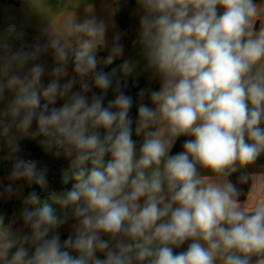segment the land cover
Returning <instances> with one entry per match:
<instances>
[{
  "label": "clouds",
  "instance_id": "1",
  "mask_svg": "<svg viewBox=\"0 0 264 264\" xmlns=\"http://www.w3.org/2000/svg\"><path fill=\"white\" fill-rule=\"evenodd\" d=\"M134 16L139 51L121 69L138 76L142 64L159 83L135 101L100 67L125 52L114 21L72 18L19 49L0 39L10 179L48 196L22 197L18 229L0 212V264H264V194L253 199L252 185L241 201L230 179L264 155V0H136ZM49 54L51 68L39 62ZM22 138L67 160L61 183L72 186L51 190L48 168L19 155Z\"/></svg>",
  "mask_w": 264,
  "mask_h": 264
},
{
  "label": "crops",
  "instance_id": "2",
  "mask_svg": "<svg viewBox=\"0 0 264 264\" xmlns=\"http://www.w3.org/2000/svg\"><path fill=\"white\" fill-rule=\"evenodd\" d=\"M9 1V0H6ZM12 3H15L16 0H10ZM261 1H257V3H260ZM114 3V1H113ZM3 4V3H2ZM2 4H1V22H0V39L8 40L14 43L15 48L19 49L21 44H27L31 45L34 43L35 38L40 34H33V32H26L22 25H20L17 21H9L5 19L2 15ZM114 13V12H113ZM132 14V13H131ZM131 14L128 18V28L127 30H123L118 25L114 14L113 19L109 21H114L115 23V29L119 31H127L128 35L121 41L125 46V52L123 57L117 58V59H131L133 54H136L139 49L137 47H134L132 44V40L135 38L134 35V28L138 23V19L134 17V19H131ZM134 23V26H131V23ZM256 29H259V23L256 25ZM109 33L112 35V31L110 30ZM112 43V40H111ZM107 49V55L109 54V50ZM104 58V57H102ZM41 63H44L47 68H51L52 66V60L51 56L46 55L41 58L39 61ZM139 73L142 74L144 72L141 71L142 66L139 68ZM143 75V74H142ZM145 78V77H144ZM45 83L47 82V77L44 78ZM158 86V88H157ZM144 88H150L152 90L159 89V83L157 85V81H146L145 79V86ZM39 139L37 138L35 140L31 138H22L20 140V146H21V152L19 155L25 159L32 158L33 160L37 161L38 167H47L48 168V179H49V188L52 190L51 181H50V173H62V170L68 167V161L65 160L63 157L61 158H55L51 153H46L42 146L39 143ZM179 139V138H178ZM177 139V140H178ZM174 149V147H173ZM171 150V153L173 151ZM170 153V154H171ZM8 155V148L6 146L5 140L0 137V167L3 172V175H0V181L4 182L6 181L7 184H3V188H0V192L4 191L5 187H8L10 183L15 182L16 186L24 185V187L21 190V196L18 198L16 196H13L11 199H5L0 200V212L4 213L6 216L5 223H9L10 221H15L13 224V229H18L21 226V221L19 219V212L22 209V197L27 196L29 192L32 190L37 191L40 194L41 201H44L48 198L47 192L41 191L37 186L33 185L32 187H28L24 181H13L10 179V172L12 167V161L7 160L6 157ZM255 163H264V155H261ZM242 174H247L248 179L245 183L240 184L238 182V178ZM230 179L237 183V186L242 189V195L240 197L241 201H244L246 199L247 193L250 192L252 185V198L254 199L256 196H259L261 194H264V166L254 168L252 165H248L245 168L241 169L237 173H234ZM51 203V201H49ZM53 207H57L56 205H53ZM59 211V209L57 208ZM69 224H71V221H69ZM26 231V230H25ZM61 237L63 235L69 234V227L66 225L61 230ZM13 252L15 249L12 250ZM176 251V250H175ZM98 256L100 258H103L102 254L98 253Z\"/></svg>",
  "mask_w": 264,
  "mask_h": 264
},
{
  "label": "rangeland",
  "instance_id": "3",
  "mask_svg": "<svg viewBox=\"0 0 264 264\" xmlns=\"http://www.w3.org/2000/svg\"><path fill=\"white\" fill-rule=\"evenodd\" d=\"M114 0H16L15 3L5 1L2 4V15L9 21H17L23 26L24 30L40 34L42 29L47 27L50 30H62L66 23L75 18L82 21L88 15L94 14L98 19H113ZM134 12L131 19H134ZM134 26V23H131ZM112 35L108 33V49L111 48ZM138 53V52H137ZM137 53L131 59L137 58ZM143 67V65L141 64ZM139 72V69H137ZM146 81H149L148 74L142 73ZM252 167L264 166V163H253ZM6 181H0V188H3ZM10 185L16 188V183ZM7 187L4 188V190ZM189 242H186L188 245ZM187 248V247H186Z\"/></svg>",
  "mask_w": 264,
  "mask_h": 264
},
{
  "label": "trees",
  "instance_id": "4",
  "mask_svg": "<svg viewBox=\"0 0 264 264\" xmlns=\"http://www.w3.org/2000/svg\"><path fill=\"white\" fill-rule=\"evenodd\" d=\"M5 1L6 0H0V22H1V4L4 3ZM257 1H261V0H257ZM9 2H11V1L9 0ZM135 8H136V0H114V3H113L114 17H115V19H116V21H117V23L121 29L127 30L128 18L130 16V14L134 12ZM97 56H98V58L106 57L107 56V49L100 48L97 52ZM123 60L124 59H116L112 65L104 66L103 64H101L100 67L104 68V70L106 72H110L112 70V68H115L116 69V77L120 78L122 81L123 80L127 81L128 87L125 90L126 94L132 95L134 98V101H135L137 99V95H138L140 89L144 88V86H145V78L142 74L137 76L135 73H133L130 76H125L122 69H121V64L123 63ZM157 85H158V82H157ZM157 88H158V86H157ZM109 98H112L111 92L109 93ZM145 102L150 103L148 101L147 96L145 97ZM130 115L133 118H135V116H136V105H135V103H134V106L130 112ZM261 127H264V125H261ZM133 138L136 139L138 144H139L141 138H138L135 136H133ZM186 139H190V137H183V136L180 137L177 140L171 154L174 155L178 152H181L183 150L182 145ZM107 159H108V157H106V160ZM0 175H3L1 167H0ZM50 181H51L52 190H57V191L62 190V189H68L74 183V181L69 180V183L67 185H63L61 183V173H50ZM66 238H67V235H63L61 237L62 240L66 239ZM186 247H187V244L185 243L184 247L181 249H176V252L183 251L184 249H186Z\"/></svg>",
  "mask_w": 264,
  "mask_h": 264
},
{
  "label": "built area",
  "instance_id": "5",
  "mask_svg": "<svg viewBox=\"0 0 264 264\" xmlns=\"http://www.w3.org/2000/svg\"><path fill=\"white\" fill-rule=\"evenodd\" d=\"M29 159H32V158H29Z\"/></svg>",
  "mask_w": 264,
  "mask_h": 264
}]
</instances>
